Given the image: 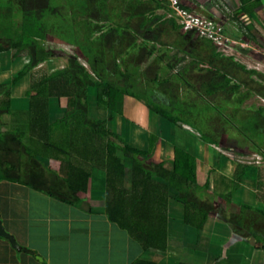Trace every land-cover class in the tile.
I'll return each mask as SVG.
<instances>
[{"label": "crops", "instance_id": "crops-1", "mask_svg": "<svg viewBox=\"0 0 264 264\" xmlns=\"http://www.w3.org/2000/svg\"><path fill=\"white\" fill-rule=\"evenodd\" d=\"M183 1L182 6L187 9H194L200 4V8L207 6L210 11L220 14L231 8L232 11H242L249 16L264 17V0H246V3L242 0ZM251 26L246 25L245 29L251 30ZM256 26L260 29L262 23ZM159 33L158 42L163 44L168 42L164 39L165 33L172 39L178 38L176 43L168 42V45H176L177 41L184 45L194 37L193 31L176 29L172 22L163 26ZM176 46L185 49L179 44ZM27 55L14 57L13 51L0 53V85L11 82L23 71L28 65L24 59ZM33 69L7 94L5 103L11 106L12 112H2L1 127H24L27 130L26 113L30 110L32 96L49 94L47 80L53 73L33 75ZM29 76H32L33 81L30 87L26 84ZM131 91L146 96V93ZM100 101L102 104L108 103L107 96L100 99L97 89L91 92L92 111L96 112L92 115L108 119V126L121 133L130 145L147 151L151 144L150 138L156 139L157 136L151 154L143 156L149 162H163L172 168V162L179 159L181 151L195 157L200 187L194 201L209 214L208 219L198 228L195 224L201 222L200 213L195 211L191 217L193 224L187 223L186 206L180 198V192L171 187L166 179L154 174L149 183V199L140 207V213L131 209L127 212L132 228L155 243L154 246L144 247L130 230L120 227L110 218L107 161L96 156L88 162L73 156V162L90 173L88 191L80 194L82 202L72 204L35 189L40 193L38 198L47 200L50 208L55 209H49L41 221L37 218L38 224L45 222L44 226L48 223L49 227L36 239L24 237V226L29 225L24 216L18 218V215L6 214L8 206L4 210L0 207V218L7 231L16 238L15 244L10 238L0 236V264H264V179L257 177L249 166L245 171H240L237 166V170L233 157L223 151L218 141L208 136V142L200 132L191 130L192 126L188 129L185 124L176 125L163 119L130 94L124 96L123 111L114 114L113 118L111 111L109 117L105 115L108 108H102ZM72 105L71 98L51 97L50 122L55 123L56 129L58 119ZM142 115L143 119L139 120L138 116ZM151 123L156 125L154 136L149 130ZM119 128L123 131L120 132ZM31 136L32 132L28 130L25 136L27 143L32 142ZM44 159L56 169L61 167L57 159ZM125 162L123 188L132 191L133 171L127 168L128 165L132 168V163L128 159ZM235 181H240L236 190ZM11 184L16 188L13 190L23 196L21 204L25 203L26 210L30 186L3 180L0 181V192L3 193L4 185L10 191L8 186ZM230 194L231 198H226ZM19 231L24 236H18Z\"/></svg>", "mask_w": 264, "mask_h": 264}, {"label": "trees", "instance_id": "trees-1", "mask_svg": "<svg viewBox=\"0 0 264 264\" xmlns=\"http://www.w3.org/2000/svg\"><path fill=\"white\" fill-rule=\"evenodd\" d=\"M79 1L82 4L85 0ZM134 1V4L129 8V13L120 15L125 17V23L115 21V17L119 16V13L109 10L108 6H105L103 11L93 14L87 22L90 29L86 35L90 44L108 36L115 38L128 29L133 32L141 29L142 26L144 29L145 24H148L146 30L151 29V26L154 29L157 27L159 29L163 23L167 22H172L176 29H182L175 18H167V12L170 9L166 1ZM242 2L246 3V0H242ZM59 8L55 0H18L17 2L15 0H0V33L14 39L8 45L0 43V53L13 51L14 57L28 54L31 59L18 76L9 83L1 84L0 88L7 87L6 92L9 95L10 90L40 63L49 59H62L66 62V67L58 69L48 78L49 94L32 96L30 110L26 113L28 129L20 127L9 132L0 129V181L20 182L60 200L79 204L83 200L80 194L88 191L90 173L74 163L72 157L76 156L90 162L97 156L105 159L108 163V213L111 220L120 227L130 230L143 243L144 247L154 246L155 243L132 228L127 212L128 209H131L140 213V207L149 199V183L154 174L166 179L171 187L180 192V198L186 206V222L193 224L191 217L197 211L200 213L201 222H197L195 226L202 227L209 214L197 206L194 201L200 187L197 181L195 157L186 151H181L179 159L172 162V168L165 166L163 162H149L143 156L149 155L151 149L145 151L130 145L121 133L108 126V119L92 115L91 90L98 89L100 99L107 96L112 118L114 114L123 111L125 94H130L143 101L160 117L171 123L183 124L182 117L175 114L171 107L156 104L146 96L135 93L122 84H116L103 78L98 63L86 54L85 48H80L76 54L67 49H57L53 45L56 40H51L49 37L46 24L49 23V15H60ZM64 8L66 7L64 6ZM17 16L23 17V23L20 26L15 20ZM74 16H78V14L74 13ZM141 16L143 20L140 19L139 22L136 18H141ZM73 32L74 34L76 32L83 33L78 26L77 28L74 27ZM159 34L158 31L154 35V39L157 40L142 37L144 43L137 45L141 47V60L143 62H146L153 54L156 45L149 47V42L154 44L158 41ZM83 46L85 47V45ZM82 58H86L92 64L95 72L102 77L101 81L94 79ZM212 81H214L213 78L207 83L211 84ZM56 96L73 99L72 107L67 108L64 115L58 119L57 129L55 123L50 122V100L51 97ZM3 104L6 106L2 110L3 112H12L8 103L4 102ZM28 130L32 132L31 143L25 141ZM202 137L210 142V136L208 137L207 134H202ZM153 140L151 137L152 146L154 145ZM22 154L33 157L39 166L28 165V170L23 171L21 167ZM44 158L57 159L61 162V167L56 169L48 165ZM127 159L131 160L132 163V191L123 188L124 171H126L125 161ZM247 167V165H242L240 171L241 169L245 171ZM235 183L236 190L240 186V181H235ZM230 196L231 194L227 195L226 198L229 199Z\"/></svg>", "mask_w": 264, "mask_h": 264}, {"label": "rangeland", "instance_id": "rangeland-1", "mask_svg": "<svg viewBox=\"0 0 264 264\" xmlns=\"http://www.w3.org/2000/svg\"><path fill=\"white\" fill-rule=\"evenodd\" d=\"M55 1L60 7V15H49V23L46 25L49 37L56 40L53 45L57 49H67L76 54L80 48H85L86 54L98 63L103 78L122 84L129 90L146 93V97L152 102L173 108L174 113L182 117L181 120L188 129L192 126L191 130L207 134L218 141L223 151L233 157L237 170L239 169L237 166L247 165L257 177L264 179V17L261 19L255 15L249 16L242 11H232L231 8L220 14L210 11L207 6L200 8L202 6L199 4L190 10L216 24L219 28L218 39L220 38L222 43L218 44L215 40L193 31L194 37H191L187 44L183 45L177 41L176 45L185 48L180 49L176 45H168V42L176 43L175 40L178 38L172 39L165 33L164 39L168 42L165 44L158 42L160 40L158 37L159 40L154 44L149 43V47L156 45L155 50L148 60L143 62L141 47L137 45L144 43L142 37L157 40L154 39V35L168 22L163 23L159 29L157 27L158 30L152 26L146 30L148 24H145V30L144 26L135 29L134 32L128 29L115 38L108 36L90 44L86 35L90 29L87 22L93 14L103 11L102 9L108 6L109 10L119 13L115 21L125 23V17L121 16L129 13V8L135 1L85 0L82 4L79 0ZM165 1L169 7L170 1ZM180 2L183 5L184 1ZM74 13L78 16H74ZM136 19L139 22L140 19L143 20L142 16ZM15 20L19 26L22 25V16H17ZM259 23H262L260 29L256 28ZM246 25H252L251 30L245 29ZM77 26L82 29V34L77 32L74 34L73 29ZM12 41L14 39L0 33V43L8 45ZM24 59L26 63L31 60L28 55ZM82 59L94 79L101 81L102 77L95 72L92 64L86 58ZM64 67H66L64 60L49 59L33 69L32 73L49 75L50 72L54 73ZM31 77L29 76L26 81L28 87L33 82ZM212 78L214 81L211 84L207 83ZM7 90V87L0 88V129L9 132L12 129L1 127L2 110L6 107L3 103L8 98ZM95 90L92 89L91 92ZM100 105L102 108H108L105 115L109 117L111 109L108 103ZM93 106L95 108V105ZM138 119L142 120L143 115L138 116ZM150 128L154 136L156 125L151 123ZM119 129L120 132L123 131L122 128ZM155 137L157 139V136ZM156 139L154 138L153 142ZM149 147L153 149L151 144ZM21 164L23 171L28 170V165L39 166L35 159L27 154L21 155ZM127 168L132 169L129 165ZM8 187L10 191H7L4 185L3 193L0 192V207L4 210L8 206L6 214L18 215L20 216L18 218L24 216L29 222L28 226H24L25 236L22 231H19L18 236L26 238L31 236L34 239L38 235L42 236L45 228L49 226L48 223L44 226L45 222L38 223L49 209L53 211L55 209L50 208L47 200H40L37 196L40 193L30 187L28 188V191H31L28 192L30 199L25 210V203L21 204L23 196L13 190L15 188L13 184ZM37 218H40L39 221Z\"/></svg>", "mask_w": 264, "mask_h": 264}, {"label": "built area", "instance_id": "built-area-1", "mask_svg": "<svg viewBox=\"0 0 264 264\" xmlns=\"http://www.w3.org/2000/svg\"><path fill=\"white\" fill-rule=\"evenodd\" d=\"M168 1H170V4H168L170 10L167 12V16L175 18L183 29L186 31H196L203 37L215 40L218 44L222 43L219 40L220 38L218 39L219 28L209 18L201 17L195 11L184 8L180 0Z\"/></svg>", "mask_w": 264, "mask_h": 264}, {"label": "water", "instance_id": "water-1", "mask_svg": "<svg viewBox=\"0 0 264 264\" xmlns=\"http://www.w3.org/2000/svg\"><path fill=\"white\" fill-rule=\"evenodd\" d=\"M0 236L10 238L16 244V238L7 231L3 220L0 218Z\"/></svg>", "mask_w": 264, "mask_h": 264}]
</instances>
